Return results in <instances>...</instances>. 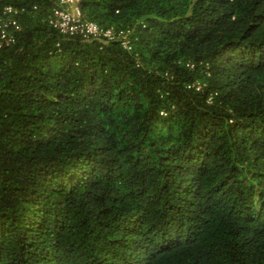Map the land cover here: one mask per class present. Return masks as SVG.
<instances>
[{"label":"trees","instance_id":"1","mask_svg":"<svg viewBox=\"0 0 264 264\" xmlns=\"http://www.w3.org/2000/svg\"><path fill=\"white\" fill-rule=\"evenodd\" d=\"M55 4L0 0V264H264V0Z\"/></svg>","mask_w":264,"mask_h":264},{"label":"built area","instance_id":"2","mask_svg":"<svg viewBox=\"0 0 264 264\" xmlns=\"http://www.w3.org/2000/svg\"><path fill=\"white\" fill-rule=\"evenodd\" d=\"M18 11L11 6L4 7L0 18V49L14 43L11 27H16L15 16ZM47 25L66 39L79 38L82 42L106 45L119 42L128 47L130 31L115 32L102 29L96 23L84 19L79 8V0H56L45 19ZM193 87V86H192ZM199 86L195 89L199 90Z\"/></svg>","mask_w":264,"mask_h":264}]
</instances>
